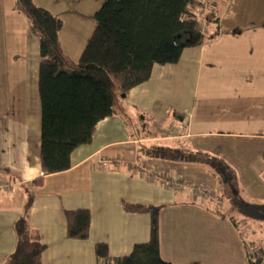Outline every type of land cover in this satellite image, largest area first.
I'll return each instance as SVG.
<instances>
[{
  "label": "crops",
  "instance_id": "0c3cea01",
  "mask_svg": "<svg viewBox=\"0 0 264 264\" xmlns=\"http://www.w3.org/2000/svg\"><path fill=\"white\" fill-rule=\"evenodd\" d=\"M35 1L63 18L62 44L78 60L86 43L81 39L90 38L96 26L91 15L104 0H88L87 16L74 0ZM8 2L11 27L20 20L25 35L21 48L12 50L22 54L11 67L14 97L6 91L0 97V181L18 184L10 193L0 192V262L17 243L16 224L26 209L45 245L43 264H98V242H106L113 257L129 254L151 231L150 213L127 211L124 203L131 202L161 206L163 259L247 264L233 223L207 208H225L214 197L221 186L211 172L202 165L153 157L148 150L161 146L214 153L240 165L238 182L253 187L252 195L264 192V0H212L216 37L184 48L176 63L155 64L147 81L121 97L128 114L120 111L100 120L92 142L72 152L71 167L46 175L39 184L40 41L31 34L29 20L16 15L14 0ZM102 157L117 158L120 165L103 167L98 163ZM158 175L185 179L188 186L171 189ZM77 208L91 211L87 239L67 235L66 210Z\"/></svg>",
  "mask_w": 264,
  "mask_h": 264
},
{
  "label": "trees",
  "instance_id": "16d2710c",
  "mask_svg": "<svg viewBox=\"0 0 264 264\" xmlns=\"http://www.w3.org/2000/svg\"><path fill=\"white\" fill-rule=\"evenodd\" d=\"M205 1L104 0L94 14V31L79 59L74 60L62 44L63 18L35 0H14L16 11L29 20L31 34L40 41L38 90L43 175L35 179L36 183H42L46 175L68 170L72 152L92 142L100 120L120 113L121 96L147 81L155 64L176 63L184 48L216 37L217 19L212 8L207 15L211 32L204 35L200 27L199 11ZM148 153L205 166L231 205L228 212L219 205L213 209L208 206V210L233 223L244 243L247 264H264V237L249 235L256 234L254 225L264 233V200L253 198L242 188L236 171L222 157L203 150L172 151L161 146ZM124 208L150 213V237L136 243L129 254L118 257L110 255L106 242H98L97 263L173 264L160 254L161 206L125 202ZM29 217L26 209L16 224L17 243L0 264H43L45 245ZM66 220L70 238L90 236V209L66 210Z\"/></svg>",
  "mask_w": 264,
  "mask_h": 264
},
{
  "label": "rangeland",
  "instance_id": "374dc122",
  "mask_svg": "<svg viewBox=\"0 0 264 264\" xmlns=\"http://www.w3.org/2000/svg\"><path fill=\"white\" fill-rule=\"evenodd\" d=\"M75 3H77L78 5L81 6H76V8H79L78 11L82 12V14H84L85 16L88 15V12L91 11V9L87 12V3L88 0H74ZM104 2V1H103ZM16 15H18V12L16 11ZM22 15V14H20ZM80 16V15H79ZM24 17V19H27L25 16H21ZM94 17V24H95V15H91V18ZM11 12L9 9V2L8 0H0V97H6L4 96V92L6 91V94H10L8 97H14L13 95V91L11 89L12 87V83L14 85V81L12 79L13 75H12V63L13 62H17L18 60H20L22 58V54H20L19 52H15L12 54V50L14 49V47H16V50H19L21 48L22 42L24 40V31H22L21 29V21L17 20V21H13L12 23V27L10 25L11 21ZM13 18V16H12ZM243 27L246 28V23H243ZM81 40H86V43L84 45V48L89 40V37H87V39H81ZM18 59V60H17ZM20 64V63H18ZM36 87V86H35ZM10 90V91H9ZM36 91L39 92V90L36 87ZM38 96V94H37ZM123 96V95H122ZM121 96V97H122ZM122 101V98H121ZM120 111L124 112L125 114H128V110L121 107L120 105ZM129 122L131 123V125H134V118L131 116H128ZM236 172H240L241 167L239 164L235 163L232 164V162L230 160H225ZM237 164V165H236ZM243 176V175H242ZM242 188L253 198L256 199H261L264 200L262 198L264 192L258 191V193L260 194V196L257 195H252L251 192H253L254 188L252 187V190L250 189H246L243 183H240ZM206 189H208L210 192H214L213 187L209 186V185H205ZM219 189V188H218ZM224 189L221 187V192L218 191V193L220 192V194H216L217 192L214 193V197L216 198V200H222L223 201V205L225 206L224 208V212H228L231 211V205H230V200H228V198H226L225 196H228L224 193L223 191ZM226 198V199H225ZM227 208V209H226ZM256 224V223H255ZM255 229H257L256 234L252 235L250 232V236L253 238H258V237H264V233L260 230V228L257 225H254Z\"/></svg>",
  "mask_w": 264,
  "mask_h": 264
},
{
  "label": "built area",
  "instance_id": "2783aa9c",
  "mask_svg": "<svg viewBox=\"0 0 264 264\" xmlns=\"http://www.w3.org/2000/svg\"><path fill=\"white\" fill-rule=\"evenodd\" d=\"M213 7L212 0H206L204 7L199 11V18H200V27L204 35H208L211 32V27L209 25V22L207 20L208 11ZM98 163L103 167H118L120 165V161L117 158H107L102 157L99 159ZM158 179H160L166 187H169L171 189H177V188H185L188 186V183L185 179L178 178V177H168L166 175H158ZM18 184L16 182L8 181L3 182L0 181V192L5 191L7 193H10L14 190V188ZM194 190L198 195L204 196L206 195V192L202 188L195 187Z\"/></svg>",
  "mask_w": 264,
  "mask_h": 264
},
{
  "label": "water",
  "instance_id": "95a60500",
  "mask_svg": "<svg viewBox=\"0 0 264 264\" xmlns=\"http://www.w3.org/2000/svg\"><path fill=\"white\" fill-rule=\"evenodd\" d=\"M123 96H125V94H123Z\"/></svg>",
  "mask_w": 264,
  "mask_h": 264
}]
</instances>
